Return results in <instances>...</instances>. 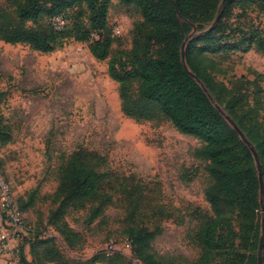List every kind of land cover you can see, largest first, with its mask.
Masks as SVG:
<instances>
[{"label":"rangeland","instance_id":"374dc122","mask_svg":"<svg viewBox=\"0 0 264 264\" xmlns=\"http://www.w3.org/2000/svg\"><path fill=\"white\" fill-rule=\"evenodd\" d=\"M15 10L16 4L0 0V12L14 16ZM68 17L89 27L84 7L70 10ZM140 20L136 9L112 1L105 61L92 56L89 43L71 37L47 54L0 40V90L7 93L0 105V176L28 223L21 253L30 264H132L126 239L132 229L142 228L157 233L153 252L173 258L172 264H197L202 255L198 234L214 218L205 196L211 184L207 162L196 154L202 142L179 133L162 115L152 121L127 117L119 85L109 76L110 61L131 51ZM213 23L194 26L188 42L208 33ZM231 23L258 29L264 37V12L257 7L246 13L235 8ZM26 27L40 29L39 24ZM240 31L235 32L238 38ZM212 57L228 71L217 75L226 85L241 77L254 81L255 72L264 77V55L256 48ZM207 92L229 126L240 130V139L255 148L226 106ZM75 154L103 176L99 197L82 206L64 202L59 193L64 169ZM255 166L264 182L259 154ZM261 202L259 246L264 191ZM98 206L102 213L91 221ZM50 221L65 222L78 235L74 246ZM116 252L123 255L118 258ZM262 254L258 247L257 264Z\"/></svg>","mask_w":264,"mask_h":264},{"label":"trees","instance_id":"16d2710c","mask_svg":"<svg viewBox=\"0 0 264 264\" xmlns=\"http://www.w3.org/2000/svg\"><path fill=\"white\" fill-rule=\"evenodd\" d=\"M6 1L16 4V10L14 16L0 12L1 41L29 45L34 51L47 54L62 48L63 41L71 37L76 42L89 43L90 52L98 61L109 58L106 33L113 0ZM116 1L136 9L141 16L134 25L131 51L109 63V76L119 85L123 113L138 121H152L162 115L179 133L203 144L196 154L207 162L211 184L205 196L214 218L199 231L202 255L197 264H257L262 195L255 159L212 105L199 81L226 106L264 158V77L255 72L254 81L241 77L226 85L217 81V75L226 76L228 71L212 57L247 53L254 48L264 55L261 31L245 30L231 23L235 8L246 13L257 7L264 12V0H227L223 6V0ZM83 7L89 27L68 17L70 10ZM56 18L64 21L61 30L54 23ZM217 18L211 31L188 42L194 26H209ZM27 23L39 24L40 29H29ZM237 30H241V38L237 37ZM183 47L186 62L182 59ZM6 96L0 90V105ZM102 185L103 176L89 169L75 154L64 169L59 193L64 202L82 206L99 197ZM101 213L100 206L94 207L90 220ZM50 224L74 246L78 235L65 222ZM156 236V232L143 228L130 231L126 241L131 246L132 264H172L169 261L173 258L153 252L151 243ZM116 255L120 258L123 254ZM262 255L264 261V252ZM20 264H30L23 253Z\"/></svg>","mask_w":264,"mask_h":264},{"label":"built area","instance_id":"2783aa9c","mask_svg":"<svg viewBox=\"0 0 264 264\" xmlns=\"http://www.w3.org/2000/svg\"><path fill=\"white\" fill-rule=\"evenodd\" d=\"M54 23L59 30L64 27L61 18L54 19ZM27 230L25 216L18 208L9 184L0 176V261L4 264H20L21 248ZM127 247L130 252L129 242Z\"/></svg>","mask_w":264,"mask_h":264},{"label":"water","instance_id":"95a60500","mask_svg":"<svg viewBox=\"0 0 264 264\" xmlns=\"http://www.w3.org/2000/svg\"><path fill=\"white\" fill-rule=\"evenodd\" d=\"M226 1H227V0H223L221 5L223 6L224 3H225ZM217 22H218V18H217V19L215 20V22L213 23V25H212L210 31L216 26ZM182 59H183L184 62H186V61H185L184 47L182 48ZM199 84L201 85V87L203 88V90L205 91V93H206V94L208 95V97H209V94H208L206 88L204 87V85H203L200 81H199ZM209 99H210V97H209ZM233 127H234L235 132H236L237 134L240 135V130H239L237 127H235V126H233ZM243 142H244V143L247 145V147L250 149V151H251V153H252V155H253V157H254V159H255V161H256L257 158H258V154H257V151L255 150V148H254L251 144H249L248 142H245L244 140H243ZM258 178H259V184H260V191H261V195H262V193H263V191H264L263 177H262L261 175H259ZM261 206H262V202H261ZM263 233H264V225H263ZM263 250H264V236H263V238L261 239V242H260V246H259V254H262ZM262 263H263L262 258H259V264H262Z\"/></svg>","mask_w":264,"mask_h":264}]
</instances>
